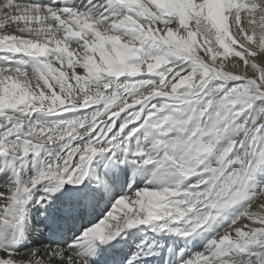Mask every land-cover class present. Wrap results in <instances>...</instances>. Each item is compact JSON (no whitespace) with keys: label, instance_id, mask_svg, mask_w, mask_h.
I'll return each mask as SVG.
<instances>
[{"label":"snow or ice","instance_id":"snow-or-ice-1","mask_svg":"<svg viewBox=\"0 0 264 264\" xmlns=\"http://www.w3.org/2000/svg\"><path fill=\"white\" fill-rule=\"evenodd\" d=\"M0 264H264V0H0Z\"/></svg>","mask_w":264,"mask_h":264}]
</instances>
